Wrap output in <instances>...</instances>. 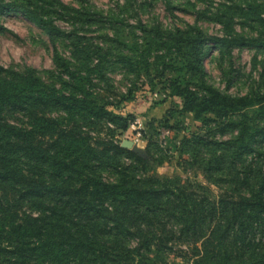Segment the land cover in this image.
<instances>
[{
    "label": "trees",
    "instance_id": "16d2710c",
    "mask_svg": "<svg viewBox=\"0 0 264 264\" xmlns=\"http://www.w3.org/2000/svg\"><path fill=\"white\" fill-rule=\"evenodd\" d=\"M78 1V9L57 0L0 3V15L19 13L71 50L70 59L53 54L63 90L34 70L0 65V264H167L161 254L174 252L175 243L186 247L190 264H264V70L248 94L230 96L208 84L204 66L209 45L222 57L233 48L264 55V0H223L197 11L221 26L222 37L139 19L130 27L122 17L140 13L137 0H123L106 18ZM52 15L76 30L61 31ZM99 23L110 31L88 36ZM237 25L257 36L244 37ZM123 27L140 32L143 43L122 41ZM116 68L133 78L130 87L143 76L150 84L165 80L169 96L182 100L179 114L202 119L204 133L184 136L173 149L199 164L209 183L222 184L219 196L152 176L148 169L161 162L153 155L162 153L153 141L145 158L115 142V131L134 121L118 113L131 88L116 103L89 90L94 78L112 90L108 75ZM176 113L162 126L181 130L169 125ZM100 125L112 132L108 138L93 137Z\"/></svg>",
    "mask_w": 264,
    "mask_h": 264
},
{
    "label": "rangeland",
    "instance_id": "374dc122",
    "mask_svg": "<svg viewBox=\"0 0 264 264\" xmlns=\"http://www.w3.org/2000/svg\"><path fill=\"white\" fill-rule=\"evenodd\" d=\"M57 1L77 9L81 6L78 0ZM11 2L12 0H0V3ZM137 2L144 5L140 13L136 16L128 13L122 17L130 27L135 26L136 20L139 19L144 24L158 23L164 28L196 26L210 37L223 36L219 24L199 18L196 14L197 11L202 12L205 9L213 11L223 0H190L189 3H186L185 0H137ZM19 3L21 2H15L16 5ZM122 3L123 0H87L84 4L102 18H106L108 12L115 10L116 6ZM52 18L54 25L61 31L73 32L76 30V26L71 20L57 18L56 15H52ZM100 25L103 24L99 23V25L95 24L88 27L87 35L97 37L96 30L110 31L106 25ZM236 27V31L244 37L257 36L255 31L241 30L238 25ZM121 32L120 39L129 45L132 42L138 43L139 46L143 43L140 32H132L126 27H123ZM67 45L68 42L64 41L63 38L49 37L38 26L19 13L0 15V65L4 68L20 73L34 70L45 84L63 90L65 87L57 77L60 70L53 62V54L57 51L64 58L70 59L71 50L68 47L70 45ZM209 46L212 47L204 59L208 84L225 95L245 96L248 94L252 81L258 79L264 70V55L254 48H233L229 56L222 57V53L215 46ZM152 58L150 62L153 61L154 58ZM176 67L180 68L181 65L177 63ZM108 77L111 79L112 90L94 78L89 91L93 95L102 96L104 100L108 99L109 102L116 103L121 101V96L125 98L128 95V89L131 88L129 99L122 102L123 112L121 110L118 113L124 117L130 115L134 119L138 117L143 120L146 145H139L138 148L143 149L146 153L147 141H153L154 147H159L162 150L159 156L153 155L152 152L154 159L161 160L162 163L158 161L152 163L151 169H148L149 173L158 178L168 177L179 179L182 183L189 182L194 186H202L207 189L206 192L210 198L211 196H219L223 191L222 184L209 183L199 164H191L192 158L182 154L179 148L173 149V146H177V142H181L184 136L189 137V135L204 133L205 127L202 119L197 118L194 112L179 114L183 107L182 100L176 96H169L170 91L164 89L165 80L156 79L150 84L147 76H143L135 82L133 87H130L129 80H133V78L127 76L124 70L120 68L114 69ZM168 77L172 78V74L168 73ZM229 78L232 80L227 82ZM63 80L68 81L66 77ZM153 98L157 102L152 103L151 99ZM171 109L178 113L170 118L169 125L172 127L179 126L181 130L167 129L162 126V121L166 119ZM207 117L214 118L212 114H208ZM128 130L123 133L115 131V142L120 143L127 135L129 136L130 130ZM94 131L96 132L93 137L99 133L100 137L108 138L112 133L106 125H100ZM164 133L168 134L165 135ZM186 158L189 159L188 162L185 161ZM104 178L106 180L113 179L108 173L104 174ZM173 247L174 252L161 254L162 259L167 264H190L184 253L186 247L178 243H175Z\"/></svg>",
    "mask_w": 264,
    "mask_h": 264
},
{
    "label": "built area",
    "instance_id": "2783aa9c",
    "mask_svg": "<svg viewBox=\"0 0 264 264\" xmlns=\"http://www.w3.org/2000/svg\"><path fill=\"white\" fill-rule=\"evenodd\" d=\"M154 98L152 100H155ZM129 130L128 131L130 135L129 136L127 135L123 140H130L134 142L137 146L146 145V140H144L143 138L144 131H145V125H144L143 120L136 117L134 121L130 124ZM164 134L167 135L168 133H164Z\"/></svg>",
    "mask_w": 264,
    "mask_h": 264
},
{
    "label": "water",
    "instance_id": "95a60500",
    "mask_svg": "<svg viewBox=\"0 0 264 264\" xmlns=\"http://www.w3.org/2000/svg\"><path fill=\"white\" fill-rule=\"evenodd\" d=\"M120 146L121 148L127 149L140 157H146L145 151L143 149L138 148V146L130 140H123Z\"/></svg>",
    "mask_w": 264,
    "mask_h": 264
}]
</instances>
